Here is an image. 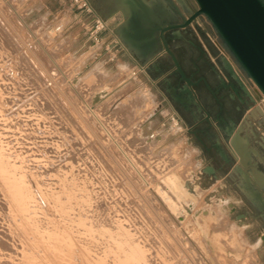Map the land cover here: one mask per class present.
I'll use <instances>...</instances> for the list:
<instances>
[{"label": "rangeland", "instance_id": "1", "mask_svg": "<svg viewBox=\"0 0 264 264\" xmlns=\"http://www.w3.org/2000/svg\"><path fill=\"white\" fill-rule=\"evenodd\" d=\"M8 1L15 10L8 11L5 0H0V118L4 119H0V139L21 155L38 181L34 184L26 178L27 193L35 204L41 198L46 202L38 205H43L49 217L38 223L37 217L39 225H35H46L63 234L69 248L90 240L85 244L90 258H101L108 264H113L114 255L124 258L127 253L132 255L128 250L137 253L135 246L143 256L139 261L133 259L134 264H223L219 254L224 255V264H239L237 249L227 244L235 213L224 210L228 216L225 225L211 223L206 233L200 223L201 209L208 208L204 195L187 192L181 201V194L174 191L182 189L189 176L183 172L190 166L186 152L195 144L191 139L188 146L186 131L175 116L182 115L170 96L176 75L163 53L159 51L148 66L125 47L115 46L106 34L96 44L89 39L91 21L71 10L67 0ZM90 1L102 17L98 0ZM117 21L118 16H114L109 27L112 29ZM25 28L32 30V38ZM170 37L177 48L187 40L182 33H171ZM35 38L52 54L66 78L53 70ZM181 58L190 71L187 54L182 52ZM70 83L114 129L117 139L150 179V189L128 170L116 147L84 114L86 109L71 92ZM247 85L251 86L249 78ZM15 109L18 115H7ZM172 118L177 119L176 128L171 126ZM176 167H182V172L175 186L169 179ZM8 204L9 198L0 194V255L7 256L0 259L15 262L21 259L17 253L24 243L8 217ZM216 206L221 208V204ZM256 228L264 229L262 220H257ZM215 233L226 235L221 239L227 242L213 243L210 237ZM261 245L255 250L253 264H264Z\"/></svg>", "mask_w": 264, "mask_h": 264}, {"label": "crops", "instance_id": "2", "mask_svg": "<svg viewBox=\"0 0 264 264\" xmlns=\"http://www.w3.org/2000/svg\"><path fill=\"white\" fill-rule=\"evenodd\" d=\"M113 19L108 18L109 22ZM118 21L112 26L113 32ZM218 50L221 54L220 48ZM126 55L130 58L129 54ZM157 57L158 54L146 64L150 66ZM211 61L215 62L214 59ZM181 63L185 65L183 61ZM187 73L192 75L193 70L187 69ZM219 77L222 84H229V76L222 70ZM151 84L155 85L153 82ZM212 85L217 83L212 82ZM181 86H177L175 78L170 96L173 104L182 109V115L175 116L186 131L188 146L191 139L195 144L186 152L190 166L189 176L183 182L185 189L189 195H204L205 203L209 206L202 208V211L210 212L209 207L213 203L221 204L220 210L226 218L228 216L224 210L235 213L234 225L241 227L247 243H257L255 250L262 244L264 249V229L256 228L258 219L264 223V210L260 202L261 196L264 201V109L257 108V102L250 103L240 91L218 90L216 97L220 105L215 104L212 97L196 92L207 116L194 98L181 90ZM159 95L166 102L161 92ZM169 107L172 108L171 105ZM173 108L171 110L175 112ZM203 116L205 122L202 121ZM198 152H202L199 157ZM207 167H211L212 171L206 170ZM239 214L242 217L239 218ZM245 231L248 235H245ZM251 238H257V241Z\"/></svg>", "mask_w": 264, "mask_h": 264}, {"label": "water", "instance_id": "3", "mask_svg": "<svg viewBox=\"0 0 264 264\" xmlns=\"http://www.w3.org/2000/svg\"><path fill=\"white\" fill-rule=\"evenodd\" d=\"M176 1L181 10L174 0H98L103 19L119 15L120 21L114 28V34L126 50L140 61H148L161 51L169 58L173 71L178 76L177 86L182 84L181 90L191 95L197 106L208 116L194 87L203 83L220 105L216 97L218 89H212L204 76L192 80V75H186L170 47L168 36L169 32L180 36L181 30L186 29L198 17L204 16L257 89L252 98L231 65L222 58V71L227 70L237 81L228 86L235 93L239 90L245 94L250 103L258 102L259 93L264 96V0H187L194 4V10L188 16L182 13L183 9H187L184 2ZM175 15L181 18L180 22H173ZM222 86L228 87L225 84ZM206 170L211 172L212 168L207 167ZM260 202L264 210L262 196ZM238 216L240 218L242 214Z\"/></svg>", "mask_w": 264, "mask_h": 264}, {"label": "bare ground", "instance_id": "4", "mask_svg": "<svg viewBox=\"0 0 264 264\" xmlns=\"http://www.w3.org/2000/svg\"><path fill=\"white\" fill-rule=\"evenodd\" d=\"M3 3L7 4L6 7L9 8L8 11L9 10H15V8L12 5V2L5 0V2H3ZM111 18H113V17H110V19ZM18 19L21 20V17H19ZM20 24H21V22H20ZM26 31L29 34L28 36L32 38V36H31L33 34L32 30L30 28H27ZM34 37H35V35H34ZM35 41L39 43V44H37V43L36 44L39 47L38 49H41L43 51L41 53H43L44 55H47V57H49L51 65L53 64L52 66H54V69L53 68L52 69L55 70L57 74L59 71L61 73V75H63V77L66 78L67 75L66 76L64 75L63 71H61V69H60V66H58L57 62H55V60H53V58L51 56L52 54L49 53L48 49H46V47L43 45V43H41L37 38H35ZM67 79H69V78H67ZM70 90L73 94L75 92L77 99H79V101H81L82 104L80 102L79 103L81 104V106L85 107L86 111L84 110L85 111L84 114L87 117H90L89 120L91 119V122H93V124L98 128V130L104 134V138L105 137L108 138L109 141H107V142H109V144L112 142L111 145L113 144L114 148L116 147L115 149L118 151L117 153L119 154L118 155L119 159H121L124 163H126L125 165H127L129 168V169L128 168L127 169L131 170V172H133L134 176H136L137 179H139L140 182H142V184L147 186L146 189H150L149 187L152 184L150 182V179H148V177L144 176L145 172L140 167V164L135 160V158L132 156L131 152L117 139V136L115 135L114 129H112V127L104 121L102 115L98 112L96 107L93 105H90L87 102L88 100L86 101V99H84V97L80 94V92L78 91V89L76 88V86L74 84L70 83ZM251 92H253V94H256L253 89H251ZM257 107L261 110L264 109V108H262L263 105H261V104H257ZM1 111H2V109H1ZM13 111L9 114L7 113V115L10 116V114H15L19 110H16L14 112ZM2 112H4V111H2ZM24 113H25V111H24ZM18 114H19V112H18ZM18 114H15V115H18ZM1 115H3V114L1 113L0 116ZM7 115L5 114V116H7ZM19 117L20 116H18V118ZM0 119L4 120L3 118H0ZM14 119H15V117H14ZM171 126L175 127V128L177 127V120L176 119H173V123ZM107 138L105 140H107ZM4 143L5 142L0 139V194H3L5 197L9 198V204L8 205H9V211H11V213H10L11 215L9 214L8 217L11 218L13 224L17 226L16 228H17V230H19V233L21 234V237H22L21 240L23 241L22 243H24V244H23V247L20 248L21 252L17 253V255L19 257H21L20 260H16L15 262H11L8 260L0 259V264H108L101 258H98V259L97 258L96 259L90 258L91 256L85 251V250H87V247L85 246V244L87 242H91L90 240H86L85 243L83 241H81L82 245H80V244L76 245V248H69L64 241L65 237L63 236V234H59V233L55 232V230L47 227L46 225L41 224L40 227L36 226V225H39V224H37L38 221H42L41 218L46 216V218L44 217V220L45 219L47 220V217H49L48 215H46L44 213L43 205H40V204L38 205V203L40 201H41V204H43L45 201L42 202V200H41L42 198L40 197L41 199L39 198L40 200L38 201V203L35 204L34 201L31 200V197L29 196L31 193L30 194H28L29 192L27 193L28 188H26V178H29L34 184H38V181L35 178V174L32 173L30 165L24 163L21 155L18 154L17 151L11 150L7 146V144L6 143L4 144ZM179 165L180 164H178V166ZM183 167H185V166H183ZM181 168H177V167L175 168V171L172 172V174L170 176L169 183L174 184L176 186L178 174L182 172ZM186 171L189 172V169L183 170V172H186ZM31 186L34 188L33 185H31ZM36 189H37V187H36ZM36 189L34 188L33 190H35L37 192ZM185 190L186 189H185L184 185H183L182 189H176V188L174 189L175 192L181 194V196H178V198L181 201L184 200L183 194L184 193H186V195L188 194L187 193L188 191L186 190V192H185ZM36 192H34V193L36 194ZM36 195L40 196L38 193ZM45 195H47V194H45ZM43 199L48 200L49 196H43ZM37 200H38V197H37ZM209 208H210V212L209 211H201V214H200V223L204 225L206 233L208 232V226L211 223L213 225H216V224L223 225L225 222L224 220H226V217L220 211L219 206L213 205V203H212V206ZM37 217H39L40 220H37L36 221L37 223H36L35 220ZM50 217H51V215H50ZM48 219H51V218H48ZM52 219H54V218H52ZM49 221H48V223H50ZM52 224H53V221H52ZM212 224H211V226H213ZM47 225H49V224H47ZM57 227H56V229H57ZM53 228H54V226H53ZM68 229L69 228L67 227V230ZM212 229L213 228H211V230ZM225 230H226V228H225ZM213 231H215V230L213 229ZM229 231L227 230L226 232H229ZM242 231L243 230L241 229V227L237 228L235 225H232L231 226L232 235H231L230 239L228 240V242L226 241V239H224V238H226L225 237L226 235L224 236L222 233H215L210 238H211L212 242L215 244H218L219 242H221V240L224 239L227 242L228 246L231 247V249H234V250L237 249L236 250V257L240 258L239 264H253L254 259H255V245L257 243L255 245L248 244L246 239L243 238V232ZM69 232H70V230H69ZM209 232H211V231H209ZM53 234H54V237H51ZM228 234H230V233H228ZM69 235H67V237ZM221 235L224 236L223 239H221V237H223ZM262 237H264V236H262ZM82 239H83V237H82ZM87 239H90V238H87ZM209 240L210 239H208V242L211 241V240L210 241ZM68 242H69V240H68ZM0 243L3 244V242H1V241H0ZM198 244L200 245L201 242ZM227 244H226V246H227ZM124 246L127 247V245H124ZM132 249H133V247H132ZM139 249L140 248H138L137 246H135V250L133 249V251H136L137 253H132L131 250H128V252L130 251L132 254L131 255L132 257H131L128 255L129 253H127L126 257L129 256V259H127L126 257L122 258L125 255H123V256L119 255V254L114 255L113 264H132L133 259H134V262L137 259L139 261V256L140 257L143 256L142 255L143 251H141ZM218 250L222 251L223 248L221 249L218 247ZM242 250H244V251L242 252ZM79 254H81V256H79ZM136 255L138 257H136ZM3 257H7V256L4 254H1L0 258H3ZM217 257L219 259V262H221L223 264L225 263L226 259H225L223 254L217 255ZM236 257H235V259H236ZM8 258H9V256H8ZM143 262H146V261L144 260ZM235 262H237V261H235ZM140 263H142V262L140 261ZM142 264H144V263H142Z\"/></svg>", "mask_w": 264, "mask_h": 264}, {"label": "flooded vegetation", "instance_id": "5", "mask_svg": "<svg viewBox=\"0 0 264 264\" xmlns=\"http://www.w3.org/2000/svg\"><path fill=\"white\" fill-rule=\"evenodd\" d=\"M174 1L177 3L176 0ZM182 1L184 2L187 8V9H183L182 13L184 16H188V14L194 10V4H191L187 0H182ZM179 8L180 10L182 9L181 6H179ZM117 16L120 21L119 15ZM180 21H181V18L175 15V20H173V22H180ZM208 23L209 21L204 16H200L192 24H190L186 29L181 30L180 32L183 34V36L187 38V40H185V45H183L181 48H177L174 45H172L171 37H170L171 32L168 33L170 47L172 48V50L175 52L176 56L178 57L179 62L184 72L186 73V75H191L187 73L186 65H183L181 63L182 62V58H181L182 52L187 54V57H189L188 61L190 62V66L193 70L192 80H195L200 76H204L212 89H218V90L225 89V90L231 91L230 87L228 86V83H225V85L228 87H223L222 82L219 79V74L222 70L221 60L222 58H227L228 63L232 66V69L234 70V72L236 70L238 71V72L236 71L238 73L237 77L242 82V84L245 85V87L248 89L249 94L253 98L254 95L251 92V88L250 86L247 85L248 77L242 71L239 65L236 63V61L234 60L230 52L227 50V48L223 45L220 37L218 36L216 31L213 29L212 25ZM210 25H211V29L209 28ZM211 36L214 37V39L211 38ZM175 39L181 40V38H177V37ZM219 48L221 50V54L218 52ZM164 57L166 61L169 63V65L171 66V62L169 58L165 55ZM211 59H214L215 62H212ZM219 67L221 70L219 69ZM225 73H227V75L229 76V80H230L229 83H234V84L237 83V81L234 80V78H232V76L229 74L227 70ZM175 77L177 80L178 76L176 75ZM212 82H216L218 86L212 85ZM194 90L195 92H200L201 94H205V95L212 97L211 94L206 90L203 83H199L196 87H194ZM212 99L215 104L219 105L213 97ZM202 119H203L202 121L205 122V116H203Z\"/></svg>", "mask_w": 264, "mask_h": 264}, {"label": "built area", "instance_id": "6", "mask_svg": "<svg viewBox=\"0 0 264 264\" xmlns=\"http://www.w3.org/2000/svg\"><path fill=\"white\" fill-rule=\"evenodd\" d=\"M70 6V9L76 12L80 17H84L91 21V26L89 27V39L95 42L96 44H100L102 40V35H107L112 38V41L115 46L122 47L124 46L119 41V39L115 36L113 30L109 27V22L103 19L99 13L96 11L90 0H67ZM103 44V42H102ZM141 69V68H140ZM135 75V72H134ZM251 89L254 91L257 89L256 86L251 81ZM259 93V91H258ZM260 94V99L257 102L258 104L263 105L264 108V96ZM176 119V118H172ZM177 120V119H176Z\"/></svg>", "mask_w": 264, "mask_h": 264}]
</instances>
